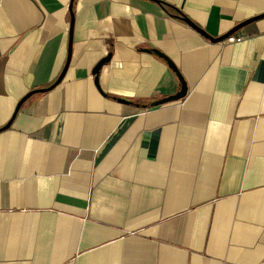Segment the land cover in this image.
Masks as SVG:
<instances>
[{
    "label": "crops",
    "instance_id": "0c3cea01",
    "mask_svg": "<svg viewBox=\"0 0 264 264\" xmlns=\"http://www.w3.org/2000/svg\"><path fill=\"white\" fill-rule=\"evenodd\" d=\"M69 3L0 0V264H264V18L180 19L264 0H73L1 130Z\"/></svg>",
    "mask_w": 264,
    "mask_h": 264
},
{
    "label": "water",
    "instance_id": "95a60500",
    "mask_svg": "<svg viewBox=\"0 0 264 264\" xmlns=\"http://www.w3.org/2000/svg\"><path fill=\"white\" fill-rule=\"evenodd\" d=\"M72 3H73V0H70L69 6H68V11H69V14H70V29H69L68 51H67V58H66V61H65V64H64V67H63L62 71L60 72V74L58 75V77L54 81V83L52 85H50L48 88L34 90V91H31L28 94H26L18 102V104H17V106H16V108L14 110V113H13L11 119L8 121V123L1 130L7 129L10 126V124H11L14 116L16 115V113L19 110L20 106L22 105V103L26 99H28L30 96H32L34 94L48 92V91L52 90L54 87H56L62 81V79H63V77H64V75L66 73L67 67L69 65V61H70L71 33H72V27H73ZM261 18H264V14L263 15L256 16V17H253V18H251L249 20H246V21H244V22L236 25L233 29H231L229 32L225 33L224 35H222V36H220V37H218L216 39H212L209 36H207L201 29H199L198 27H196L191 21H189L188 19H186L184 17H180V19L184 23H186L192 29H194L195 31H197L198 33H200L202 36H204L205 38H207L209 41H211L213 43L221 42L223 40L228 39L233 33H235L237 30H239L243 26H245V25H247V24H249V23H251L253 21H256L258 19H261ZM148 52H152L158 58L162 59L166 63L167 67L175 74V76H176V78H177V80L179 82V90H178L177 93H175L174 95L167 96V97H164V98H162L160 100H157V101H154V102L150 103L149 104L150 107H156V106H160V105H163V104H166V103L175 102V101H178V100L183 99L186 96L187 87H186V84H185L183 78L181 77L179 71L176 69V67L172 64V62L170 60H168L164 55H162L158 51L152 50V51H148ZM109 60H110V54L107 55V56H105L104 58H102L95 65V67L93 68L92 75L94 76V83H95L96 86H97V82H98V74H99V71H100V69H101V67L103 65H105L106 63L109 62ZM116 101L118 103H121V104H131L130 102L125 101L123 99H116ZM141 108H144V106H141Z\"/></svg>",
    "mask_w": 264,
    "mask_h": 264
}]
</instances>
